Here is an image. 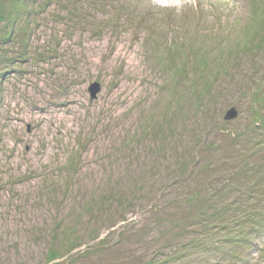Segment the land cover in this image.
Instances as JSON below:
<instances>
[{
  "label": "rangeland",
  "instance_id": "1",
  "mask_svg": "<svg viewBox=\"0 0 264 264\" xmlns=\"http://www.w3.org/2000/svg\"><path fill=\"white\" fill-rule=\"evenodd\" d=\"M0 264H264V0H0Z\"/></svg>",
  "mask_w": 264,
  "mask_h": 264
},
{
  "label": "water",
  "instance_id": "2",
  "mask_svg": "<svg viewBox=\"0 0 264 264\" xmlns=\"http://www.w3.org/2000/svg\"><path fill=\"white\" fill-rule=\"evenodd\" d=\"M98 89L97 85L94 84V85H91L89 91L91 92V97L94 98V94H95V91ZM237 116V111L235 108H231L230 110H228L224 116V119L225 120H231V119H234L236 118Z\"/></svg>",
  "mask_w": 264,
  "mask_h": 264
}]
</instances>
